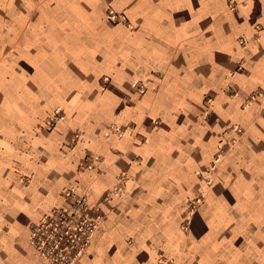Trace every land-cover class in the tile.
I'll return each instance as SVG.
<instances>
[{
	"label": "crops",
	"instance_id": "obj_1",
	"mask_svg": "<svg viewBox=\"0 0 264 264\" xmlns=\"http://www.w3.org/2000/svg\"><path fill=\"white\" fill-rule=\"evenodd\" d=\"M67 189L78 264H264V0H0V264Z\"/></svg>",
	"mask_w": 264,
	"mask_h": 264
},
{
	"label": "built area",
	"instance_id": "obj_2",
	"mask_svg": "<svg viewBox=\"0 0 264 264\" xmlns=\"http://www.w3.org/2000/svg\"><path fill=\"white\" fill-rule=\"evenodd\" d=\"M232 6L235 7L233 2ZM109 18L116 23L122 21V16L114 12L109 13ZM135 87L140 93L146 90L142 82H135ZM232 92L234 93L235 90ZM257 95H260L259 91L251 97L254 98ZM62 117V109H56L50 116L48 128H54ZM116 131L120 129L116 128ZM79 136V132H76L74 140ZM96 161V159H89L88 163L91 165V162L95 164ZM66 194L72 198L71 204L48 210L30 226L29 239L32 247L41 258L54 264H78L87 252L99 223L104 217L100 206L91 202L87 195L79 194L74 189H67ZM110 197L109 194L104 195L103 201L108 202ZM96 213L98 217L94 216Z\"/></svg>",
	"mask_w": 264,
	"mask_h": 264
}]
</instances>
